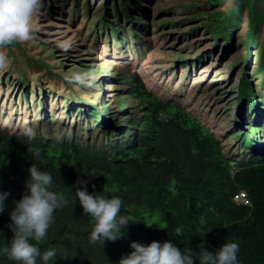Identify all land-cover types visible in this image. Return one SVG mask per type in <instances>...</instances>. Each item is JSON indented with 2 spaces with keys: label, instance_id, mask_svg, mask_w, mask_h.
Returning <instances> with one entry per match:
<instances>
[{
  "label": "trees",
  "instance_id": "16d2710c",
  "mask_svg": "<svg viewBox=\"0 0 264 264\" xmlns=\"http://www.w3.org/2000/svg\"><path fill=\"white\" fill-rule=\"evenodd\" d=\"M226 1L208 0L216 9L195 17L201 18L202 28L210 32L215 43L213 51L194 59L177 52L170 56L176 59L174 69L185 67L188 71L181 74L188 83L193 69L219 50L221 42L224 46L218 55L220 61L231 52L241 24L247 21V30L241 37L246 55L231 66L232 73L222 82L223 88H215L218 98L232 95L231 107L226 108L229 115L235 110L233 104L239 107L242 103L234 115L238 113V119L242 116L245 126H234L228 138L236 142L233 151H226L213 130L178 99H162L145 91L138 75L126 78V84L128 95L142 102L144 111L135 118L137 107L130 108L131 117L126 119H131L124 126L119 122L102 125L100 111L105 103H96L90 95L91 100L59 95L57 105L49 107L48 93L36 88L32 91L34 109L43 103V115L36 111L34 118L44 117L45 124L34 123L33 119L23 125L35 129L32 144L41 150V159H33L19 134L0 129V192L10 193L5 211L0 214V264H18L5 251L14 236L9 212L14 208L13 201L26 191L33 163L52 175L50 190L68 200L63 209L54 213L55 223L39 244L42 251L56 252L49 264H118L133 250V241H171L181 252L193 253H199L202 246L215 253L226 241H234L239 244V264H264V0H231L232 5L222 9ZM108 2L102 1L97 32L113 37V42L122 43L128 50L137 47V41L130 42L129 35L140 31L147 35L150 28L143 21L150 20L143 0H120L122 10L114 0L115 16ZM86 4L90 7L89 0ZM77 6L76 0L75 12ZM175 19L155 17L152 27L161 30L173 25ZM184 22L182 19L176 24ZM14 46L16 43L8 45ZM237 70L240 76L232 84ZM107 80L104 76L95 86L105 90ZM70 90L69 94H75ZM39 94L45 95L43 102ZM27 97L28 91L23 93L24 102ZM118 100L125 102L124 97ZM59 104L63 112L58 111ZM45 126L48 130L43 132ZM51 130L55 134L47 135ZM88 171L96 176H88ZM78 178L89 180V193L122 199L121 214L128 217L129 224L122 229L121 239L106 240L104 245L89 242L92 222L76 196ZM240 192L249 197L248 205L235 200ZM201 216L206 218V225L199 223ZM177 228L182 229V235L176 234Z\"/></svg>",
  "mask_w": 264,
  "mask_h": 264
},
{
  "label": "rangeland",
  "instance_id": "374dc122",
  "mask_svg": "<svg viewBox=\"0 0 264 264\" xmlns=\"http://www.w3.org/2000/svg\"><path fill=\"white\" fill-rule=\"evenodd\" d=\"M102 1L107 0H89L88 7V0H77L78 10L75 12L76 0H42V7L33 19L35 38L4 49L8 65L0 70V129L19 134V130L26 127L23 123L27 125L26 122L32 123L33 119L34 123L43 122L44 117L39 120L34 118L37 112L43 115V103L34 109L32 91L36 88L48 93L46 99L49 107L57 105L59 95L91 100L88 97L90 95L96 103H105L103 107L100 106L102 125H116L119 122L124 126L131 119H126L131 117L130 108L137 107L133 113L135 118H139L144 111V104L128 95L129 85L126 84V78L138 75L145 91L162 99H178L213 130L226 151L232 152L236 142L228 139L230 131L234 126H245L242 116L239 115L241 119L236 118L242 103L239 107L233 104L235 110L229 115L226 108L231 107L229 99L232 95L218 98L215 88L222 87V82L230 78L231 66L243 61L246 55L241 37L247 30V21L241 24L231 52L220 61L218 55L224 46V42H221L219 50L199 64L197 69H193L194 75L187 83L181 74L188 71L185 67L174 69L176 59L170 54L177 52L194 59L202 53L213 51L215 43L210 32L202 28L201 18L195 19L201 12L211 13L216 9L208 4V0H143L144 12L149 14L150 19L143 18V21L150 28L147 35L142 34V31L129 35L130 42L137 41V47L130 50L122 43L113 42V37L106 38L104 33L100 36L101 33L97 32L95 25L98 19L101 20ZM113 1L109 0L108 3L111 15L115 16ZM115 1L122 10L120 0ZM231 5L232 1L228 0L221 8L226 9ZM155 17L159 20L176 19L173 25L157 30L156 26L152 27ZM182 19L184 23L176 24ZM197 27L201 29L192 31ZM254 65L255 62L250 72ZM89 71L93 77L91 87L70 84L65 80L66 76ZM239 74L240 70L235 71L232 84L237 83ZM104 76L108 78L105 90L95 86ZM224 84L227 87L229 85L226 82ZM70 88L75 94L67 92ZM26 91L29 97L24 102L23 93ZM44 97L39 94L42 102ZM118 97H124L125 102L119 101ZM58 106V111L63 112L62 104ZM235 112L238 113L234 115ZM71 119L74 120V117ZM47 130L48 127L42 129L43 132ZM49 134L55 133L51 130Z\"/></svg>",
  "mask_w": 264,
  "mask_h": 264
},
{
  "label": "clouds",
  "instance_id": "9594fccd",
  "mask_svg": "<svg viewBox=\"0 0 264 264\" xmlns=\"http://www.w3.org/2000/svg\"><path fill=\"white\" fill-rule=\"evenodd\" d=\"M42 7V0H0V70L8 65L4 49L14 43H26L33 40V19ZM91 72L76 73L66 76L65 80L78 86H92ZM36 131L32 127L19 130V137L28 145V153L34 160L41 159V150L32 144ZM31 179L26 181V191L19 200H14V208L9 212L14 233L11 246L6 248L10 260L18 264H49L56 252L52 249L41 250L39 244L48 236L49 229L55 223L54 213L63 209L68 200L63 194L50 190L52 175L32 164L28 170ZM96 176L93 171L85 172ZM89 180L78 178L76 196L83 208V213L91 218L92 229L89 242L104 245L105 241L115 242L124 235L122 229L129 224L128 217L121 214L123 201L119 196L89 193ZM10 193L0 192V214L5 211V201ZM236 200V199H235ZM237 201V200H236ZM238 202V201H237ZM248 205V204H245ZM199 223L206 225V218L201 216ZM151 227V224L145 223ZM182 235V229H176ZM34 241L35 243H33ZM130 253L122 256L118 264H239V244L226 241L215 253L203 246L199 253L181 252L171 241L150 244L131 242Z\"/></svg>",
  "mask_w": 264,
  "mask_h": 264
},
{
  "label": "built area",
  "instance_id": "2783aa9c",
  "mask_svg": "<svg viewBox=\"0 0 264 264\" xmlns=\"http://www.w3.org/2000/svg\"><path fill=\"white\" fill-rule=\"evenodd\" d=\"M235 199H236L238 202H241V203H243V204H249V203H250L249 197H248L247 194L244 193V192H240L239 194H236V195H235Z\"/></svg>",
  "mask_w": 264,
  "mask_h": 264
},
{
  "label": "bare ground",
  "instance_id": "6f19581e",
  "mask_svg": "<svg viewBox=\"0 0 264 264\" xmlns=\"http://www.w3.org/2000/svg\"><path fill=\"white\" fill-rule=\"evenodd\" d=\"M109 114H111V113H109ZM109 116H112V115H109ZM121 124V123H120Z\"/></svg>",
  "mask_w": 264,
  "mask_h": 264
}]
</instances>
